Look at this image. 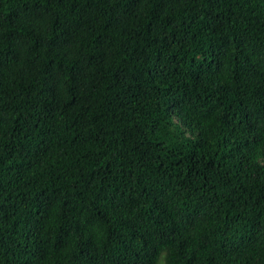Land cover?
Returning <instances> with one entry per match:
<instances>
[{"label": "trees", "instance_id": "trees-1", "mask_svg": "<svg viewBox=\"0 0 264 264\" xmlns=\"http://www.w3.org/2000/svg\"><path fill=\"white\" fill-rule=\"evenodd\" d=\"M0 264H264V0H0Z\"/></svg>", "mask_w": 264, "mask_h": 264}]
</instances>
